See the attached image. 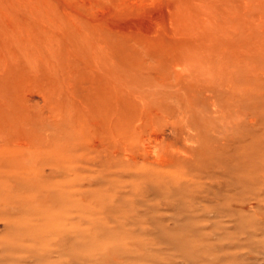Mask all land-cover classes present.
Segmentation results:
<instances>
[{"label": "rangeland", "instance_id": "obj_1", "mask_svg": "<svg viewBox=\"0 0 264 264\" xmlns=\"http://www.w3.org/2000/svg\"><path fill=\"white\" fill-rule=\"evenodd\" d=\"M261 165L264 0H0V193L76 194L77 264H264ZM15 206L0 264H74Z\"/></svg>", "mask_w": 264, "mask_h": 264}, {"label": "bare ground", "instance_id": "obj_2", "mask_svg": "<svg viewBox=\"0 0 264 264\" xmlns=\"http://www.w3.org/2000/svg\"><path fill=\"white\" fill-rule=\"evenodd\" d=\"M19 46V41H18V44H16ZM17 47V46H16ZM27 47V46H26ZM26 47H24L26 49ZM26 51V50H25ZM29 51V50H28ZM22 52V51H21ZM34 52V51H33ZM26 53V52H25ZM32 53V51H31ZM27 55V54H26ZM29 55V54H28ZM31 57V56H30ZM27 58V57H26ZM28 60V59H27ZM149 93V92H148ZM139 101V100H138ZM163 101V100H162ZM168 101V100H167ZM177 101V99H176ZM152 103V101H151ZM177 104V102H176ZM157 106V105H156ZM159 106V105H158ZM178 106V105H177ZM145 108V107H144ZM179 108V107H178ZM184 108V106H183ZM157 109V108H156ZM180 110V109H179ZM156 111V110H155ZM154 111V112H155ZM160 111V110H159ZM158 113V112H157ZM144 118V117H143ZM189 130V129H188ZM184 131V130H183ZM194 133V132H193ZM197 140V138H196ZM142 143V142H141ZM152 143V142H151ZM151 145V144H150ZM21 147V146H20ZM146 147V146H145ZM160 147V146H159ZM166 147V146H165ZM139 148V147H138ZM158 148V147H157ZM150 149V148H149ZM215 149V148H214ZM179 150V149H178ZM121 151V150H120ZM158 151V149H157ZM156 151V152H157ZM195 151V150H194ZM132 152V151H131ZM148 152V151H147ZM205 152V150H204ZM151 153V152H150ZM207 153V152H206ZM115 154V153H114ZM144 154V153H142ZM199 154V153H198ZM208 154V153H207ZM156 155V154H155ZM157 156V155H156ZM194 156V155H193ZM213 156V155H212ZM215 156V155H214ZM261 156V155H260ZM148 157V156H147ZM160 157V156H159ZM159 157L157 156L156 158H158L159 160ZM26 158H27V164H28V168H29V171L31 170L30 168L32 167L30 165L32 159H31V156H30V153L28 152L27 155H26ZM125 158V157H124ZM131 158V157H130ZM133 158V156H132ZM209 158V157H208ZM161 159V158H160ZM215 159V158H214ZM239 159V158H237ZM246 159V158H245ZM257 159V158H256ZM259 159V158H258ZM135 160V159H134ZM145 160V159H144ZM149 160V159H148ZM164 160V159H163ZM195 160V159H194ZM197 160V159H196ZM199 160V159H198ZM197 160V161H198ZM205 160V159H204ZM210 160V158H209ZM241 161H243L242 159H239ZM254 160V159H253ZM150 161V160H149ZM156 161V160H155ZM165 161V160H164ZM203 161V160H202ZM216 161V160H215ZM246 161V160H245ZM248 161V160H247ZM256 161V160H255ZM140 162V160L138 161ZM158 162V161H156ZM206 162V161H205ZM212 162V161H211ZM261 162V161H260ZM137 163V162H135ZM155 163V162H154ZM199 163H201V161H199ZM204 163V162H203ZM207 164L209 162H206ZM252 163V162H251ZM205 164V163H204ZM259 164V163H258ZM263 164V163H262ZM161 165V164H159ZM197 165V164H196ZM203 165V164H201ZM139 166L141 167L140 169H143V163H142V166L141 164H139ZM158 166V164H157ZM164 166V164H163ZM162 166V167H163ZM170 166V165H169ZM205 166V165H204ZM203 166V167H204ZM211 166V165H210ZM227 166V165H226ZM262 166V165H261ZM159 167V166H158ZM165 167V166H164ZM199 167L198 165L196 166V168ZM264 167V166H262ZM200 168V167H199ZM206 168V167H205ZM254 168V167H252ZM147 169V168H146ZM172 169H173V166H172ZM176 169V168H175ZM208 169V168H207ZM241 169V168H240ZM147 170H150V169H147ZM146 170V171H147ZM179 170V169H178ZM238 170V169H237ZM255 170V168H254ZM26 172L24 174L25 176V179L27 180V182H33L34 183V187L36 185V183L38 182V180H35L34 178V175L31 173V172ZM145 173H150V171H147ZM174 171V170H173ZM189 171V170H188ZM248 171L249 168H248ZM252 171V170H251ZM154 172V171H153ZM164 171H157L156 172V175L153 174L152 177L148 176L150 181L153 183V185H159V183H165V181L167 179H165L164 181V178L165 177H168L169 176V173L168 174H165L163 173ZM169 172V170H168ZM256 172V170H255ZM171 173V172H170ZM165 174L164 177H162V175ZM173 174V173H171ZM178 174V173H177ZM176 175V174H175ZM250 175V174H249ZM172 176V175H171ZM252 176V175H251ZM259 176V175H258ZM256 176V178L258 179L259 177ZM147 177V179H148ZM170 177V176H169ZM174 177V176H173ZM178 177V176H177ZM162 178V179H161ZM250 178V177H249ZM177 178H170V181L171 180H174L176 181ZM252 180V179H251ZM164 181V182H163ZM169 181V179H168ZM167 181V183H168ZM179 182V181H178ZM226 183V182H224ZM170 184V183H169ZM169 184H164V185H169ZM173 185V184H172ZM178 185V184H177ZM176 185V187H177ZM180 185V184H179ZM31 186L29 185L28 183L24 184V188L25 189H22L25 191V194L23 195H16V193L14 194H4V193H0V198H3V199H9V198H12L14 200V202L16 203V206L15 208H19L21 210L24 211V217L20 218V220H12L13 218H10L8 216H6L8 218V222L10 223V231L9 232H13L15 235H14V239L16 240V242L18 243L16 246H20V240L23 239V238H29V239H34L35 241H39L41 244L45 242V240H50L51 241L52 239L55 240L56 242H60L61 240H64L66 239V237L69 235V241L71 242L70 246H69V252H70V255H71V258L72 259V262L74 264H77V259L79 258V224L78 223H73L71 225H67V224H70L67 222V224L65 223V219L67 218V216L70 214V213H75L78 215V217L80 216V213H79V200H78V197L75 196V195H71L70 193H66V189H62L60 188L61 190H59V192L57 193H54L52 195H48L46 191H42V189H39V187L37 188L36 186V189L32 190V191H29L31 190L32 188L28 189V187ZM170 186V185H169ZM172 187V186H171ZM170 187V188H171ZM173 188V187H172ZM175 188V186H174ZM189 188V187H188ZM44 189V188H43ZM169 189V188H168ZM164 190V189H163ZM162 190V191H163ZM188 190V189H187ZM21 191V190H20ZM252 192V191H251ZM21 193H24V192H21ZM253 193V192H252ZM191 195V194H190ZM49 196H51L50 198H52V200L54 201V205L56 208L52 209L50 208L48 205H46L47 201H49ZM194 196V195H193ZM250 196V194H249ZM242 197V196H240ZM80 198V197H79ZM176 199V198H175ZM239 199V198H238ZM85 201V200H84ZM184 202V200H183ZM172 203V202H171ZM179 205V204H178ZM89 207V206H88ZM180 208V207H179ZM86 209V207L84 208ZM90 209V208H89ZM182 210V209H181ZM87 211V209H86ZM94 211V210H93ZM90 212V211H88ZM35 213L37 215H39L40 219L43 218V220H45V224H34L33 220H32V216L35 215ZM93 213V212H92ZM82 215V214H81ZM92 215V214H90ZM93 215H96L93 213ZM89 216V215H88ZM245 216V215H243ZM242 216V217H243ZM38 217V216H37ZM90 217V216H89ZM98 217V216H97ZM246 217V216H245ZM245 217L243 218L244 221L247 220L245 219ZM91 218V217H90ZM93 218V216H92ZM100 218V217H99ZM99 220V219H98ZM93 224H96V222L93 220ZM99 222V221H97ZM101 222V221H100ZM196 222V221H195ZM247 221H245L246 223ZM250 224V222H248ZM101 224V223H98V225ZM103 225V224H102ZM195 224H193L194 226ZM247 225V224H246ZM95 227V226H94ZM93 227V228H94ZM103 227V226H102ZM251 227V226H250ZM97 228V227H96ZM190 228V226H189ZM186 229V228H185ZM184 229V230H185ZM250 229V228H249ZM87 231V229H85ZM245 230V229H244ZM90 232H93V231H90ZM117 233V232H116ZM134 233V232H133ZM164 233V232H163ZM162 233V234H163ZM189 233V232H188ZM95 234V233H94ZM100 234V233H99ZM161 234V235H162ZM166 234V233H165ZM185 234V233H184ZM93 235V233H92ZM50 236V237H49ZM52 236V237H51ZM85 236V235H84ZM94 236V235H93ZM121 236V235H120ZM167 236V235H166ZM172 236V235H171ZM170 237V236H169ZM179 237V236H178ZM176 237L175 239L177 240V242L179 243V240L180 238ZM184 237V236H183ZM185 237H186V234H185ZM184 237V238H185ZM189 238L191 236H188ZM39 238H41L39 240ZM52 238V239H51ZM164 238V237H163ZM167 238V237H166ZM173 238V237H172ZM169 239V238H168ZM171 239V238H170ZM169 239V241H170ZM174 239V241H175ZM192 239V238H191ZM172 241V240H171ZM170 241V242H171ZM189 241V240H188ZM62 242V241H61ZM98 242V241H97ZM183 242V241H182ZM193 243V241H191ZM195 242V241H194ZM15 243V241H14ZM54 243V242H53ZM64 243V242H63ZM129 244V243H128ZM184 244V242L182 243ZM185 244L188 245V243L185 242ZM54 245V244H53ZM97 245V244H96ZM171 245V243H170ZM191 245V244H190ZM173 246V245H172ZM172 246H170L172 248ZM180 246V245H178ZM195 246V245H193ZM15 247V246H14ZM177 247V246H176ZM185 247V246H184ZM183 247V248H184ZM189 247V245H188ZM16 248V247H15ZM59 248L61 249L62 251V248L64 247H60L59 245ZM193 248V247H192ZM208 248V247H207ZM28 249V248H27ZM59 249V250H60ZM173 249V248H172ZM181 249H182V246H181ZM180 249V250H181ZM188 249V248H187ZM30 250V249H29ZM28 250V251H29ZM178 250V249H176ZM179 250V251H180ZM132 251V250H130ZM151 251V250H150ZM187 252V250H184ZM183 251V253H184ZM182 252V250H181ZM191 252V250H190ZM192 252H193V249H192ZM178 253V252H177ZM185 256V254H183ZM187 254V253H186ZM191 254V253H190ZM199 254V252H198ZM197 254V255H198ZM62 255V254H61ZM60 255V256H61ZM96 255V254H95ZM133 255V254H131ZM156 255V254H155ZM202 255V254H201ZM91 257V255H90ZM139 257V256H138ZM143 257V256H142ZM156 257V256H155ZM188 258V257H187ZM192 258H193V255H192ZM91 259V258H90ZM196 259V258H195ZM215 259V258H214ZM74 260V261H73ZM205 260V259H204ZM80 261V260H79ZM194 261V260H192ZM197 262V261H196ZM195 262V263H196ZM205 262V261H204ZM69 264V263H68ZM103 264V263H102Z\"/></svg>", "mask_w": 264, "mask_h": 264}]
</instances>
